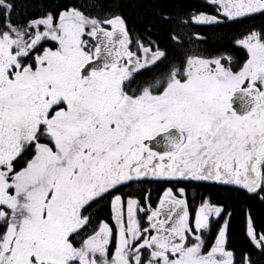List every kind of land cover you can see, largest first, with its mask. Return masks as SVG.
Listing matches in <instances>:
<instances>
[{"label":"snow or ice","instance_id":"1","mask_svg":"<svg viewBox=\"0 0 264 264\" xmlns=\"http://www.w3.org/2000/svg\"><path fill=\"white\" fill-rule=\"evenodd\" d=\"M126 7L0 0V264H264V0Z\"/></svg>","mask_w":264,"mask_h":264},{"label":"trees","instance_id":"2","mask_svg":"<svg viewBox=\"0 0 264 264\" xmlns=\"http://www.w3.org/2000/svg\"><path fill=\"white\" fill-rule=\"evenodd\" d=\"M120 3L128 5L124 9L125 14L129 15L130 18H135L137 9L134 7H131L133 4H137L140 2V0H119ZM171 2H174V0H171ZM183 2L187 5L191 4H201L203 1H198V0H183ZM249 23L255 24L259 26L262 23V20L260 18H257L254 21H250ZM239 29H232L229 30L230 34L234 33L235 31H238ZM211 35H214L215 37H220L223 35L221 32H216V33H211ZM226 39V38H225ZM149 187V186H145ZM151 191H152V196L155 198L157 194L161 191V186L158 184H152L150 185ZM193 190H196L199 194L201 192L205 194H211L213 200L224 203V204H230L233 215L230 218V225H229V245L233 248L239 249L240 247L243 246V236L241 232L242 228V218L241 215L238 211V206L242 201L238 200V198L233 194L228 192L224 186H216L214 188H207V187H202V188H192ZM133 191H139V189H133ZM251 211L252 215L257 223V225L264 223V205H261L258 202H253L251 204Z\"/></svg>","mask_w":264,"mask_h":264},{"label":"flooded vegetation","instance_id":"3","mask_svg":"<svg viewBox=\"0 0 264 264\" xmlns=\"http://www.w3.org/2000/svg\"><path fill=\"white\" fill-rule=\"evenodd\" d=\"M194 196L196 198V203L198 204L199 203V193L196 192V190H193L192 188H189L188 189V197H189L190 203L192 202Z\"/></svg>","mask_w":264,"mask_h":264}]
</instances>
